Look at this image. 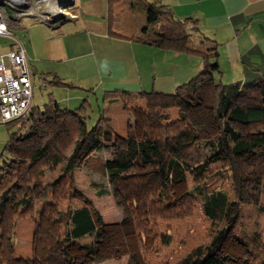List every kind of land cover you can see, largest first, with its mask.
I'll return each instance as SVG.
<instances>
[{"label": "trees", "instance_id": "16d2710c", "mask_svg": "<svg viewBox=\"0 0 264 264\" xmlns=\"http://www.w3.org/2000/svg\"><path fill=\"white\" fill-rule=\"evenodd\" d=\"M120 1L108 0L110 27L113 8ZM69 8L75 10L74 5ZM145 10L156 21L146 34L130 39L174 53H196L204 59L202 70L172 93L133 95L116 91L104 96L103 103L121 101L125 110L130 102L145 103V108L138 103L130 108L142 135L138 137L129 130L124 144L113 143L105 160L98 153L112 142L115 133L108 125L107 109H98L94 118V105L88 97L75 109L62 108L51 98L44 107L31 108L27 116L5 122L10 137L4 152L9 150L12 157L0 166V264H78L71 246L83 248L94 259L100 245L109 242L111 234L102 215L75 185L73 171L81 166L105 176L122 213L121 230L125 236L137 234L143 253L155 251L158 241L164 245L172 242L170 228L166 233L159 232L158 219L184 221L200 204L206 218L222 223V227L207 245L195 247L177 264H236L224 248L241 218L242 203H252L264 214V74L246 85L216 81L218 65L210 53L217 52L218 43L204 37L202 44H210L206 51L190 46L198 30L197 21L177 18L161 0L150 2ZM4 13L6 20L15 21ZM58 20L63 21L56 18L45 22ZM45 81L52 86L73 87L56 75ZM199 105L213 112L219 128L215 138L199 140L198 131L188 119L186 111ZM172 108L180 111L177 121L168 114ZM218 162L224 163L232 199L226 192L206 187L207 174ZM61 165L62 175L45 184L46 172L56 171ZM189 178L191 190L174 197V186ZM107 193L100 189L98 195ZM75 197L83 205L64 209V202ZM40 202L43 205L38 209ZM36 214L33 255L18 257V220ZM86 239L90 241L80 246ZM253 242L264 264V239L258 233ZM112 253L118 250L113 248ZM130 264L140 263L133 258Z\"/></svg>", "mask_w": 264, "mask_h": 264}, {"label": "crops", "instance_id": "0c3cea01", "mask_svg": "<svg viewBox=\"0 0 264 264\" xmlns=\"http://www.w3.org/2000/svg\"><path fill=\"white\" fill-rule=\"evenodd\" d=\"M131 1L123 3L124 7L118 11L125 14L132 6ZM161 3L179 19L197 21L198 30L190 44L193 50L204 49L201 43L204 37L218 43L217 52L210 54L218 65L216 81L246 85L264 74V0H161ZM73 5L72 17L59 18L62 22L46 23L36 17L30 23L23 19L13 22L3 17L13 35H0V56L15 50L17 42L24 46L33 85L31 108H42L38 103L42 96V102L54 98L60 107L68 109L78 107L88 97L97 109H107L115 104L102 102L109 93H172L204 66V59L196 53H174L132 41L130 38L146 32L155 21L140 13L142 9L130 10L127 23H121L120 19L115 27H110L108 0H76ZM5 9L0 14L3 16L5 12L8 17ZM53 75L73 87L52 86L45 81ZM77 169L73 171L74 180ZM244 213L248 220L249 210Z\"/></svg>", "mask_w": 264, "mask_h": 264}, {"label": "rangeland", "instance_id": "374dc122", "mask_svg": "<svg viewBox=\"0 0 264 264\" xmlns=\"http://www.w3.org/2000/svg\"><path fill=\"white\" fill-rule=\"evenodd\" d=\"M153 1L154 0L131 1L132 6L130 7L129 5L124 14L123 11H118V9L123 6V3L128 4L129 0H121L120 3L113 8V27L116 26L120 19L121 23L122 21L127 23L129 19V11L133 9L137 12H140V9H142V12L140 13H143L146 17H150L148 10H143V7H148V4ZM41 10H43L42 13H44V11L48 9L41 7ZM72 11L73 10L71 9H67L68 13L72 14ZM40 17L46 19L49 15L46 14V16ZM154 19L156 21V18ZM32 20L34 19L30 17H25L23 19L25 23H30ZM151 25L146 32L150 30ZM146 32L140 34V36L146 34ZM202 45L204 48L202 51H206L207 47H210V44L208 43ZM37 93L38 91L35 90L36 100L38 99ZM41 97L42 96L38 99V103L42 104L41 107H43L47 101L42 102ZM114 103L115 104L112 103L113 105L110 104V108H107L106 116L109 119L108 125L113 129L115 135L112 142H109L107 147L99 153V158H101V160H105L110 156V152L113 150V143L123 144L125 142L129 130H134L138 137L142 135V127L135 121L133 114L130 112V108L136 103L142 108H145L144 101L139 100L135 104L133 102L131 104L130 102L126 110L121 101ZM118 104H120L121 107ZM75 108L76 107H73V109ZM97 112L98 109L94 104V118L97 116ZM168 114L172 120L177 121L179 119L180 111L177 108H172L168 111ZM186 114L189 121L198 131L199 140L212 139L219 134V128L211 109L206 108L203 105L193 106L186 111ZM127 128L129 129L125 131ZM9 137L10 131L8 130L7 125L0 121V166L4 160L12 157V153L9 150L4 152ZM62 172L63 165L59 166L56 171H47L44 176L45 184L55 182L62 175ZM75 176V185L88 198H90L94 208L103 216V219L106 222V230L111 234L109 242H103L100 245V250L94 255V259H90L86 250L83 248L78 247L77 245L71 246L70 252L75 257V262L78 264H130L133 258H136L140 264H177L180 259L185 257L195 247L207 245L211 241L215 231L222 227V223H214L207 219L199 204L196 206L192 217L184 221H167L158 219L159 232L166 233L167 229L170 228L172 242L170 245H164L161 241H158L155 244V251L145 254L141 250L137 234L129 236L123 234L120 227L122 213L116 207L105 176L98 172H87L84 166H81L80 170H76ZM207 177L208 179L205 180V184L209 191L215 189L221 190L226 192L229 198L232 199L231 184L227 172L224 169L223 162L214 164L212 169L208 172ZM192 187L193 183L191 178H189L187 182H182L177 186H174V197H179L183 193L191 190ZM100 189L108 191V193L99 196L98 192ZM81 201L82 200L79 197H75L72 201L64 202L63 208L66 209L69 205L72 207H78L83 204ZM261 204L264 205V192L261 196ZM42 205L43 202L38 203L37 208H41ZM242 206V216L238 224L234 227L232 238L226 242L224 252L235 259L236 264H261L262 257L259 256V251L253 246V238L259 233L260 237L264 239V214L259 211L258 206L252 203L244 202L242 203ZM246 210H249L248 220L244 213ZM37 220V214L33 217L18 220L15 244L16 256L23 258L32 257L33 238ZM89 241V239L84 240L81 242L80 246ZM113 248L117 249L118 253L113 254Z\"/></svg>", "mask_w": 264, "mask_h": 264}, {"label": "built area", "instance_id": "2783aa9c", "mask_svg": "<svg viewBox=\"0 0 264 264\" xmlns=\"http://www.w3.org/2000/svg\"><path fill=\"white\" fill-rule=\"evenodd\" d=\"M76 0H0L13 20L32 17L49 21L56 18H71L67 12ZM41 7L47 8L44 13ZM5 9V10H6ZM49 15L48 18L40 16ZM0 35L13 34L0 14ZM17 48L0 56V120L8 122L29 114L33 98L31 72L24 46L17 42Z\"/></svg>", "mask_w": 264, "mask_h": 264}, {"label": "clouds", "instance_id": "9594fccd", "mask_svg": "<svg viewBox=\"0 0 264 264\" xmlns=\"http://www.w3.org/2000/svg\"><path fill=\"white\" fill-rule=\"evenodd\" d=\"M59 19V18H58ZM63 19V18H62Z\"/></svg>", "mask_w": 264, "mask_h": 264}]
</instances>
